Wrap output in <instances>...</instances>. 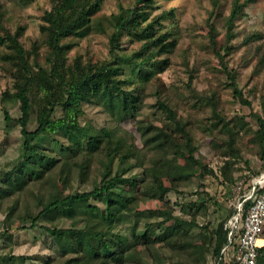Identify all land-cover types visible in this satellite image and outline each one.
<instances>
[{
	"label": "trees",
	"instance_id": "trees-1",
	"mask_svg": "<svg viewBox=\"0 0 264 264\" xmlns=\"http://www.w3.org/2000/svg\"><path fill=\"white\" fill-rule=\"evenodd\" d=\"M172 1L132 0L110 16L103 13L105 0H48L34 34L0 1L6 78L0 102L7 124L14 120L4 104L19 108L22 138L19 160L0 170V240L12 249L14 231L39 228L58 251L41 258L5 254L0 264H208L210 256L221 257L236 206L219 223H201L214 199L205 191L190 198L208 175L234 185L240 164L251 168L248 154L261 163L257 174L264 171V31L237 43L239 25L257 0H215L216 11L227 4L225 35L218 40L211 28L203 47L219 62L220 88L198 90L195 70L186 85L169 86L162 76L185 42L178 7L165 5ZM94 35L107 39V57L82 51ZM248 66L242 85L238 70ZM148 99L155 100L154 115L163 116L160 126L137 119ZM236 105L251 118L233 111ZM200 137L219 143V175L201 158ZM171 193L176 201L167 199ZM145 199L166 206L140 209ZM250 204L244 202L243 217Z\"/></svg>",
	"mask_w": 264,
	"mask_h": 264
},
{
	"label": "rangeland",
	"instance_id": "rangeland-1",
	"mask_svg": "<svg viewBox=\"0 0 264 264\" xmlns=\"http://www.w3.org/2000/svg\"><path fill=\"white\" fill-rule=\"evenodd\" d=\"M6 7L7 14L15 22H26L29 25V34H34L39 30V15L41 13V7L48 5V0H33L29 6H24L18 2V0H0ZM132 0H105L103 13L110 16H118L119 4L127 6ZM226 1V0H221ZM166 6L176 5L178 7L179 21L181 25L182 35L184 36V44L181 55L175 58L172 68L163 74V79L167 85L175 83L180 86H184L189 82L190 71L195 70L194 86L198 90H218V77H221V67L218 60L211 54L207 53V48L203 47L209 42V35L212 28L214 35L218 40H221L225 35L224 21L228 15L227 4H223V10H215V0H174L172 2H166ZM249 18L243 20L239 25V30L243 32L241 36L235 40L237 43L243 40V38L252 31H264V0H257L249 10ZM264 49V39H263ZM83 52L89 51L101 56L103 58L108 55V42L103 36L94 35L89 41L82 44ZM246 48H242L235 58H239L245 53ZM187 50L186 61L188 66L185 65L183 56ZM234 67L236 65H233ZM252 66L247 68H240L238 72L241 74L242 85L246 82V76L251 73ZM6 88V78H4L2 71L0 70V91ZM225 98L230 100L229 95L224 94ZM144 110L137 119H144L150 117L154 123L158 126L162 124L163 116L154 115L155 105L154 99H148L145 103ZM255 109L260 108L258 100L253 102ZM8 106L10 115L13 122L7 124L2 110V103L0 102V170H9L16 161L19 160L21 155L22 138L20 134V128L16 120L21 116L19 108H14L11 103L4 104ZM233 111L241 112L250 117V110L244 106L236 105L232 108ZM135 124V121L127 124L129 129ZM134 131V130H133ZM200 156L210 165L211 168L219 175V168L221 166L220 157L216 154L220 145L216 141H212L211 138L200 137ZM247 159H250L251 168L248 170L244 164H240L243 170H238L236 176L238 177L234 185H227L221 183V177L219 180L213 175L202 177L200 181L195 184V191L197 195H193L190 199L197 200L200 194L205 191L214 200H208L209 211L208 214L199 217L201 223H207L212 218L215 223H219L222 219L226 218L231 207H237L244 199V196L251 194L254 181L264 173L257 174L260 169L261 163L254 157L253 154H248ZM66 187L64 188L65 191ZM206 197V196H205ZM208 197H206L207 199ZM171 201L178 199V194L171 193L168 198ZM215 200L220 203V206L215 204ZM165 203H161L153 199L141 200L139 203L140 209L165 207ZM4 215L0 213V233L4 231L3 226ZM63 224V220L60 224ZM262 239H264V228L262 233ZM9 242L0 240V257L5 254H12L16 256H33L37 258L47 256H57V247L52 238L43 232L41 229H28L26 231H14L13 233V247L9 249ZM264 243V242H263ZM262 245V242L260 241ZM149 259V257H146ZM155 260L161 261L160 255L154 254ZM214 258L211 256L208 258V264H216ZM31 264V263H27Z\"/></svg>",
	"mask_w": 264,
	"mask_h": 264
},
{
	"label": "built area",
	"instance_id": "built-area-1",
	"mask_svg": "<svg viewBox=\"0 0 264 264\" xmlns=\"http://www.w3.org/2000/svg\"><path fill=\"white\" fill-rule=\"evenodd\" d=\"M251 202L245 217L244 202ZM237 212L227 221L228 243L221 251L216 264L224 261L230 264H259V250L264 228V173L252 186L251 194L244 196L238 204Z\"/></svg>",
	"mask_w": 264,
	"mask_h": 264
},
{
	"label": "crops",
	"instance_id": "crops-1",
	"mask_svg": "<svg viewBox=\"0 0 264 264\" xmlns=\"http://www.w3.org/2000/svg\"><path fill=\"white\" fill-rule=\"evenodd\" d=\"M261 242H262V247H263L264 246V243H263L264 242V239L261 238Z\"/></svg>",
	"mask_w": 264,
	"mask_h": 264
}]
</instances>
